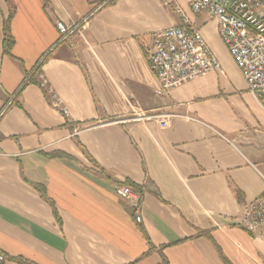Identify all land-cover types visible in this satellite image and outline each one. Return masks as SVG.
Wrapping results in <instances>:
<instances>
[{
	"label": "crops",
	"instance_id": "crops-1",
	"mask_svg": "<svg viewBox=\"0 0 264 264\" xmlns=\"http://www.w3.org/2000/svg\"><path fill=\"white\" fill-rule=\"evenodd\" d=\"M189 4L0 0V264H264V226L237 225L264 191V111ZM176 8L222 71L158 97L148 53L153 32L180 25ZM58 22L80 28L61 42ZM138 110L171 128L128 122Z\"/></svg>",
	"mask_w": 264,
	"mask_h": 264
},
{
	"label": "built area",
	"instance_id": "built-area-1",
	"mask_svg": "<svg viewBox=\"0 0 264 264\" xmlns=\"http://www.w3.org/2000/svg\"><path fill=\"white\" fill-rule=\"evenodd\" d=\"M170 3L172 0H165ZM193 15L206 14L217 23L219 38L230 58L240 71L247 89L264 111V0H190ZM179 26L153 32L148 53V67L157 82L155 95L164 97L169 91L203 77L210 72H221L222 66L212 54L198 30L187 27L188 16L176 8ZM80 28L56 23L60 41H67ZM40 87L48 96L52 110L69 118L61 98L40 76ZM173 115L146 113L138 110L128 122H154L160 129H170ZM264 181V177H263ZM115 195L128 202L141 221L139 197L128 186L116 188ZM237 225L247 232L264 226V191L244 208ZM4 261L0 254V263Z\"/></svg>",
	"mask_w": 264,
	"mask_h": 264
},
{
	"label": "trees",
	"instance_id": "trees-1",
	"mask_svg": "<svg viewBox=\"0 0 264 264\" xmlns=\"http://www.w3.org/2000/svg\"><path fill=\"white\" fill-rule=\"evenodd\" d=\"M10 17L6 20L3 29V51L6 55L10 54L11 47L13 46V39L9 29Z\"/></svg>",
	"mask_w": 264,
	"mask_h": 264
}]
</instances>
